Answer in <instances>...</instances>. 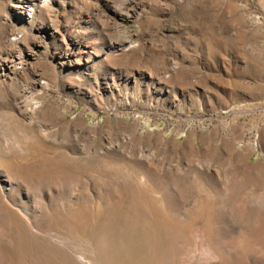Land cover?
<instances>
[{
	"label": "rangeland",
	"instance_id": "374dc122",
	"mask_svg": "<svg viewBox=\"0 0 264 264\" xmlns=\"http://www.w3.org/2000/svg\"><path fill=\"white\" fill-rule=\"evenodd\" d=\"M0 264H264V0H0Z\"/></svg>",
	"mask_w": 264,
	"mask_h": 264
}]
</instances>
